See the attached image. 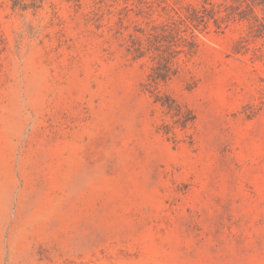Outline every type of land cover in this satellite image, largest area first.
I'll use <instances>...</instances> for the list:
<instances>
[{
    "label": "rangeland",
    "instance_id": "374dc122",
    "mask_svg": "<svg viewBox=\"0 0 264 264\" xmlns=\"http://www.w3.org/2000/svg\"><path fill=\"white\" fill-rule=\"evenodd\" d=\"M0 264H264V0H0Z\"/></svg>",
    "mask_w": 264,
    "mask_h": 264
}]
</instances>
